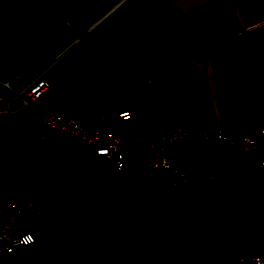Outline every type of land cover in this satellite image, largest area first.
I'll return each instance as SVG.
<instances>
[{"label":"crops","instance_id":"1","mask_svg":"<svg viewBox=\"0 0 264 264\" xmlns=\"http://www.w3.org/2000/svg\"><path fill=\"white\" fill-rule=\"evenodd\" d=\"M39 79L50 88L25 104L24 90ZM45 112L145 140L178 127L260 138L264 0H0V140L35 174L15 198L40 209L25 224L37 245L0 264H199L187 247L205 245L219 261L245 258L246 233L264 244V168L237 147L169 142L172 168L152 177V152L126 148L118 175L112 160L95 162L91 148L53 134ZM50 182L149 199L170 186L204 199L55 209ZM11 197L0 191V222Z\"/></svg>","mask_w":264,"mask_h":264},{"label":"built area","instance_id":"2","mask_svg":"<svg viewBox=\"0 0 264 264\" xmlns=\"http://www.w3.org/2000/svg\"><path fill=\"white\" fill-rule=\"evenodd\" d=\"M50 88L49 82L39 79L33 82L25 91V104H30L39 99ZM120 119L128 121L133 117L130 112L119 114ZM43 119L53 134L70 135L92 149V160H112L115 173L118 175L126 172L125 150L126 148H141L149 150L153 154L152 169L148 173L152 177L155 170H170L171 160L167 151L169 142L191 140L195 142H219L237 147L247 156L258 160L260 167L264 168V131L260 138L244 136L239 140H232L221 130L203 128L178 127L174 133L156 140H145L139 136L124 137L108 129L94 127L87 129L77 120L69 118L58 112H45ZM23 185H26L32 177L20 173ZM191 175L185 174V182H189ZM20 188V187H19ZM14 191L9 198L6 208V216L0 222V258L9 256L18 247H34L37 240L30 228L25 224L31 220L32 214L39 213L40 209L34 208L30 203L15 198L19 190ZM245 264H264V258L258 254L248 255L244 258Z\"/></svg>","mask_w":264,"mask_h":264},{"label":"trees","instance_id":"3","mask_svg":"<svg viewBox=\"0 0 264 264\" xmlns=\"http://www.w3.org/2000/svg\"><path fill=\"white\" fill-rule=\"evenodd\" d=\"M0 155L4 158L7 164L17 171L18 173H24L30 177L35 174L22 167L17 163L11 156L7 146L0 140ZM51 201L50 207L55 209L68 208L73 210L88 211V212H98L104 210H113L120 209L130 202L141 203L148 200H158L163 198H172L173 204L175 201L183 200H192V199H204L200 194L199 190H187V189H175L170 186H161L164 190L163 194H159L154 198H144V197H120L111 192L96 190L91 194H78L71 193L65 190L60 185L50 182L49 184ZM155 189H158V186H154ZM9 200V199H8ZM8 202V201H7ZM227 209V208H226ZM264 218V215H262ZM168 218V217H167ZM166 218V219H167ZM247 231V229H246ZM179 243L184 244V241L181 240ZM244 246L247 251V255L256 251L258 255H261L264 258V244L263 242L246 233L244 236ZM188 252L197 259L199 264H208L211 262V258L208 256V251L205 245L196 246V247H187ZM164 254L159 252L154 258L160 257ZM245 256V257H246ZM201 259H204L201 261Z\"/></svg>","mask_w":264,"mask_h":264},{"label":"water","instance_id":"4","mask_svg":"<svg viewBox=\"0 0 264 264\" xmlns=\"http://www.w3.org/2000/svg\"><path fill=\"white\" fill-rule=\"evenodd\" d=\"M23 182L21 174L12 169L0 155V191L13 194L15 190L21 187ZM208 264H245V261L230 255L223 260L211 261Z\"/></svg>","mask_w":264,"mask_h":264}]
</instances>
